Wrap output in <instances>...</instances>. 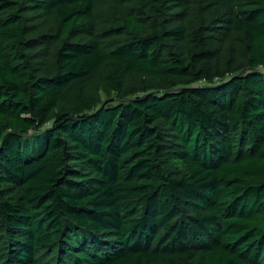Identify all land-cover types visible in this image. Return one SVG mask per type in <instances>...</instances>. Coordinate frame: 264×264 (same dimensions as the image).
<instances>
[{
	"label": "trees",
	"instance_id": "obj_1",
	"mask_svg": "<svg viewBox=\"0 0 264 264\" xmlns=\"http://www.w3.org/2000/svg\"><path fill=\"white\" fill-rule=\"evenodd\" d=\"M0 264H264V0H0Z\"/></svg>",
	"mask_w": 264,
	"mask_h": 264
}]
</instances>
